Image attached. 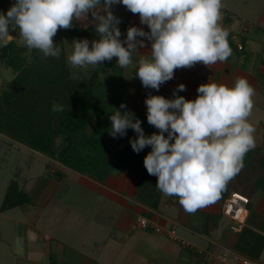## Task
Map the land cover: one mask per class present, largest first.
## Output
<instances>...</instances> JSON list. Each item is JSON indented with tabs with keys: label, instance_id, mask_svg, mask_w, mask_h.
I'll return each mask as SVG.
<instances>
[{
	"label": "clouds",
	"instance_id": "clouds-1",
	"mask_svg": "<svg viewBox=\"0 0 264 264\" xmlns=\"http://www.w3.org/2000/svg\"><path fill=\"white\" fill-rule=\"evenodd\" d=\"M116 5L138 15L148 31L129 26L121 39V20L112 11ZM223 7L222 0H15L0 12V44L7 46L16 38L11 33L19 29L21 44L44 57L58 58L61 48L54 42L58 31L76 23L91 25L98 39H75L70 65L95 68L116 58L120 68L135 69L144 88L158 92L174 79L177 69L209 67L229 58L228 32L219 23ZM146 41L151 58L134 63ZM183 91L186 86L179 84L174 98L151 94L145 98L147 123L157 130L151 135H145L142 122L124 103L109 116V135L124 137L133 130L132 150L139 154L151 149L143 164L157 177V188L166 196L179 197L183 209L194 214L216 200L255 147V128L248 122L255 92L243 78L231 88L200 84L192 100L177 95ZM52 110L63 111V106L53 105Z\"/></svg>",
	"mask_w": 264,
	"mask_h": 264
},
{
	"label": "crops",
	"instance_id": "crops-1",
	"mask_svg": "<svg viewBox=\"0 0 264 264\" xmlns=\"http://www.w3.org/2000/svg\"><path fill=\"white\" fill-rule=\"evenodd\" d=\"M12 1L15 2V0ZM242 1L246 3V0ZM222 3L224 7L221 9L219 23L228 32L227 39L232 49L229 58L209 67L202 65L199 68L177 69L174 79L162 84L158 92L144 88L139 78L135 77L133 67L123 68L127 77V106L132 112L147 111L144 101L149 94L162 95L171 99L174 98L173 90L179 84H184L186 91L177 92V95L192 100L197 97L196 89L200 84L216 83L231 88L238 79H246L255 92L252 97L254 107L248 122L255 129L258 127L256 145L260 147L259 154H264V9L255 19V16L251 18L245 13L231 9L230 3L226 0H222ZM113 13L121 20L119 25L123 35L121 39L126 36L129 26L141 27L148 31L146 25L140 24L139 16L133 15L122 5H116ZM238 44L243 47L241 51L236 49ZM150 47V42L146 41V47L137 50L134 63L140 58L150 59ZM44 158L46 162H52L47 157ZM255 162L257 174L251 177L250 182L248 180L250 191L244 193L249 198L244 228L237 233L227 230L232 221L221 212L223 201L215 200L199 208L194 214H190L176 201L175 196L168 199L164 197L162 200L161 192L158 208L153 210L134 200L135 178L133 177H123L117 172H112L104 181L98 182L59 163L55 166L61 172L57 178L63 175L66 177L64 168H68L67 170L78 175L80 182L91 191L102 195L104 199L112 188L120 192L119 194L123 197L109 203L116 208L118 218L114 224L116 231L114 236L112 232L108 233L104 237L105 241H102L104 246L100 249V256L103 260L108 261L114 257L116 260L122 258L125 264L131 260L134 264H216L214 256L218 252L227 251L264 264V192L261 188L255 187L257 179L264 172V159L255 157ZM28 179L23 182L21 188L32 191L33 179L30 177ZM49 181L58 183L57 180ZM36 191L37 198H40L45 190L37 188ZM146 212H150L151 217L146 216L144 214ZM141 215L153 219L164 227L173 228V237L165 233H156L151 229H140L137 226V218ZM132 239L134 245L138 243L137 246L149 249L150 257H146L149 253L140 248L139 253H135L130 244ZM102 250L110 252L105 254Z\"/></svg>",
	"mask_w": 264,
	"mask_h": 264
},
{
	"label": "trees",
	"instance_id": "trees-1",
	"mask_svg": "<svg viewBox=\"0 0 264 264\" xmlns=\"http://www.w3.org/2000/svg\"><path fill=\"white\" fill-rule=\"evenodd\" d=\"M6 1L0 0V10ZM75 34L79 39H98L91 25L76 30ZM57 47L61 48L58 58L44 57L39 50L14 40L0 47L1 62L13 72L12 78L0 89V133L8 138V142L20 143L98 182L104 181L112 172L133 177L134 200L157 209L161 200L157 177L149 175L143 164L150 147L135 153L129 143L136 135L131 129L124 137L109 135V116L120 108L121 103L127 106L124 69L113 58L101 66H90L86 76H74L65 59L64 47ZM242 48L236 47L239 51ZM53 105H62L63 111H53ZM126 110H129L128 106ZM146 112L134 113L142 122L145 135H151L157 130L147 123ZM258 157L264 159V154ZM49 165L47 162L46 166ZM52 174L59 177L61 172L55 168ZM230 181L216 200L222 202L228 196ZM255 187L264 192V172ZM29 202V194L12 179L6 186L0 211ZM144 214L151 217L150 212ZM55 258V255H49L48 264H57Z\"/></svg>",
	"mask_w": 264,
	"mask_h": 264
},
{
	"label": "rangeland",
	"instance_id": "rangeland-1",
	"mask_svg": "<svg viewBox=\"0 0 264 264\" xmlns=\"http://www.w3.org/2000/svg\"><path fill=\"white\" fill-rule=\"evenodd\" d=\"M226 1L230 3L231 9L251 18L255 16V19L264 9V0H246V3L242 0ZM12 4L13 1L8 0L0 12H6ZM115 8L113 6V12ZM83 27L82 23H76L70 30H59L54 37L56 46L64 47L65 59L74 76H86L90 71V66L86 69L74 68L68 61L74 40L79 39L75 32ZM11 34L16 37L15 43L21 44L19 29ZM12 76L13 72L0 60V89ZM258 134L259 129L256 127L253 133L255 147L246 153L243 168L230 181V192L246 194L250 191V179L257 174L255 157L259 156L260 147L256 145ZM7 139L0 133V203L6 186L12 179L21 187L30 177L33 179L34 189L26 191L23 188L29 194V203L2 213L0 211V264H48L49 255L56 256L57 264H125L122 258L116 260L112 257L106 261L100 256L104 237L111 232L113 235H109L114 236L116 232L114 224L118 216L116 208L109 203L118 201L119 197L122 199L120 192L112 188L104 199L80 182L78 175L67 170L68 168H64L66 177L63 175L57 178L52 174L57 162L52 161L46 166L45 156L41 153L16 142H8ZM49 180H57L58 183ZM37 188L45 190L40 198H37ZM164 197L168 199L171 196L163 194L162 200ZM176 201L179 202V197H176ZM130 242L135 253L138 254L140 248L149 253L146 257H150L149 249L137 246L138 243L134 245L133 239ZM126 264L134 262L131 260Z\"/></svg>",
	"mask_w": 264,
	"mask_h": 264
},
{
	"label": "built area",
	"instance_id": "built-area-1",
	"mask_svg": "<svg viewBox=\"0 0 264 264\" xmlns=\"http://www.w3.org/2000/svg\"><path fill=\"white\" fill-rule=\"evenodd\" d=\"M237 47L240 49L242 46L238 44ZM200 66H202V64H197L194 68H199ZM248 203L249 198L238 192H230L224 199L221 205V212L232 221L228 225V231L233 233L242 231L247 215L246 207ZM137 226L140 229H151L156 233H165L171 237L174 235L173 228L164 227L163 225L156 223L153 219L145 216H139L137 218ZM214 261H217L216 264H260L248 257L241 256L237 253L231 254L227 251L218 252L214 256Z\"/></svg>",
	"mask_w": 264,
	"mask_h": 264
}]
</instances>
